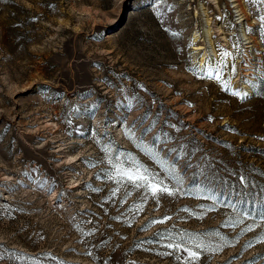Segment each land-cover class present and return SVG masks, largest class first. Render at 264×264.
Wrapping results in <instances>:
<instances>
[{
    "label": "rangeland",
    "instance_id": "rangeland-1",
    "mask_svg": "<svg viewBox=\"0 0 264 264\" xmlns=\"http://www.w3.org/2000/svg\"><path fill=\"white\" fill-rule=\"evenodd\" d=\"M255 14L246 0H0V264H176L148 242L167 231L209 242L199 264H264V243H255L264 223L247 231L254 221L239 214L244 205L195 189L159 203L130 187L110 198L117 186L97 178L109 142L159 170L124 132L139 138L148 113L143 128L158 123L144 145L162 154L197 149L179 162L181 174L193 166L184 188L209 166L229 182L243 171L264 185V80L253 72L264 65V41ZM196 33L205 43L193 42ZM204 44L208 62L232 54L231 89L247 98L201 76L195 48ZM133 93L139 103L129 110ZM163 133L167 143L154 140ZM256 191L247 208L258 214Z\"/></svg>",
    "mask_w": 264,
    "mask_h": 264
},
{
    "label": "snow or ice",
    "instance_id": "snow-or-ice-1",
    "mask_svg": "<svg viewBox=\"0 0 264 264\" xmlns=\"http://www.w3.org/2000/svg\"><path fill=\"white\" fill-rule=\"evenodd\" d=\"M246 2L256 7L254 18L259 22V27L256 31L259 33L262 41H264V0H246ZM248 31L251 32L253 30L248 29ZM173 35L175 36L176 34ZM234 47H238V45H234ZM231 55L232 54L228 51L222 50L220 52V59L217 61L209 60L204 69L200 71V74L204 78L218 82L222 90L230 91L234 97L243 100L247 98V92H243L242 90L232 91L231 89V78L236 74L235 63H232L231 67H229V57ZM245 67H247V64H245ZM198 69L199 65L190 70L193 71V74H196ZM226 72L230 73L228 79L224 78ZM253 72L257 75L258 79L264 80V65H258L253 69ZM241 83L249 84L252 89L257 87L252 78L242 79ZM118 91L125 92L126 90L121 87ZM126 99H128L129 110L133 107L132 101L139 103V97L135 93H133L131 97H126ZM78 111L80 110L73 109V112ZM148 115V113H145V116L139 121L143 129L139 138L131 128H125L124 132L125 137L147 155L159 170L149 168L137 157L129 152H125L123 149H119L111 142L101 146L100 151L103 153V156L98 163L105 164L106 167L102 175L98 174L97 178L111 181L117 186L112 190L110 198L115 197L121 187H130L136 190H142V200H147L151 197L154 201L159 203V199L163 196H185L189 195L191 191L195 189L204 198L213 202L223 203L224 206L227 207L236 209L237 205H244L245 207L239 214L244 217L251 216L254 221L246 230L252 232L256 228L261 227V223H264V185H258L255 180L250 178V174H245L243 171L239 173H230V175L236 177V180L235 182H229L227 179L221 178L218 171L211 170V166H209L210 170L207 172L199 171L194 173L192 185L187 189L184 188V176L187 174V169L193 166L190 162H186L185 171L181 174V172L178 171L179 162L184 157L194 155L197 149L193 148L191 152H184V147L186 146H182L180 150L169 149L166 154H162L156 150L155 145H144V136L148 132H151L158 123V120H154L149 128H143ZM134 127L135 125H133V128ZM169 127L175 128L176 126L169 125ZM170 139L171 137H169L167 133H163V139L160 135L154 137L155 141L163 143H167ZM261 139H264V137ZM173 153H175V158H173ZM90 166L95 167L96 165L91 164ZM251 171L255 172L256 170L252 169ZM259 175L264 176V172H260ZM250 189L258 190L255 192V196L259 197V204L261 206V211L258 214L255 213L254 210L249 211L247 208V204L249 203L247 197L253 194L250 192ZM94 190L99 191V189ZM127 194L128 193H126V195ZM233 196L237 198L235 203H233L232 200ZM253 203H255V199ZM137 210L139 211L142 209L137 208ZM182 211L188 210L182 209ZM257 215L259 216L260 222H256ZM170 219L171 217H164L162 220L156 221L155 223H164ZM86 223H91V221H86ZM88 234H91V232ZM206 235L212 234L209 233ZM215 235L219 236V233ZM221 239L223 238L221 237ZM148 242L160 244L166 249L165 252L160 254L164 256H173L176 264H199L202 253L210 247L209 242L199 234L181 232L174 235L171 231L158 233L155 240H149ZM255 243H264V233H261L257 237ZM3 258L4 254L0 253V260ZM20 258L23 259L24 257L21 256ZM252 264H255V260H253Z\"/></svg>",
    "mask_w": 264,
    "mask_h": 264
},
{
    "label": "bare ground",
    "instance_id": "bare-ground-1",
    "mask_svg": "<svg viewBox=\"0 0 264 264\" xmlns=\"http://www.w3.org/2000/svg\"><path fill=\"white\" fill-rule=\"evenodd\" d=\"M200 16H198V19H199ZM202 24V23H201ZM206 30V29H205ZM210 30V29H209ZM212 32V31H211ZM206 33V32H205ZM210 33V31H209ZM208 34V32L206 33V35ZM242 36L244 37L245 35L243 34L242 32ZM193 42L195 44H200L202 42V36L200 37L197 33L195 35V37L193 38ZM202 43H205V41H203ZM206 45L207 44H204L203 46H205V48L201 45H198L195 50L196 51H199L201 55L200 57V62H201V65H202V68L205 67L206 63H208V52H207V48H206ZM243 88V87H242ZM248 89V88H247ZM249 93V91H248Z\"/></svg>",
    "mask_w": 264,
    "mask_h": 264
}]
</instances>
